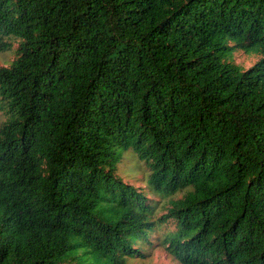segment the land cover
I'll list each match as a JSON object with an SVG mask.
<instances>
[{
    "label": "trees",
    "instance_id": "trees-1",
    "mask_svg": "<svg viewBox=\"0 0 264 264\" xmlns=\"http://www.w3.org/2000/svg\"><path fill=\"white\" fill-rule=\"evenodd\" d=\"M7 51L0 264H264V0H0Z\"/></svg>",
    "mask_w": 264,
    "mask_h": 264
},
{
    "label": "rangeland",
    "instance_id": "rangeland-1",
    "mask_svg": "<svg viewBox=\"0 0 264 264\" xmlns=\"http://www.w3.org/2000/svg\"><path fill=\"white\" fill-rule=\"evenodd\" d=\"M15 54L13 51H7L0 53V66H7L14 58ZM258 55L255 54H246L241 50H237L233 53V58L236 63H239L244 68L250 67L257 59ZM132 162L128 164V168L125 167L124 173H121V169L119 171L120 176L125 182L133 184L135 187L142 186L141 180L143 178V174L141 173H130L135 172L136 168L132 167ZM127 169V171H126ZM156 212L158 215L166 212L165 209H161V206L156 208ZM170 228L173 229V224L171 221L168 223ZM144 251L147 253V256L144 258H138L134 260H129L130 264H180L179 261L165 249L164 245H155L152 248L150 246H146Z\"/></svg>",
    "mask_w": 264,
    "mask_h": 264
}]
</instances>
